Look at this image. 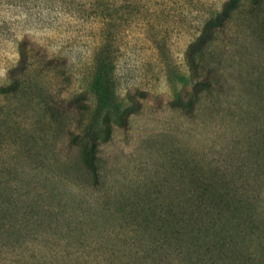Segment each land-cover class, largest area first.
<instances>
[{
  "label": "rangeland",
  "instance_id": "374dc122",
  "mask_svg": "<svg viewBox=\"0 0 264 264\" xmlns=\"http://www.w3.org/2000/svg\"><path fill=\"white\" fill-rule=\"evenodd\" d=\"M258 164L264 0H0V264H264ZM205 197L255 228L174 245Z\"/></svg>",
  "mask_w": 264,
  "mask_h": 264
},
{
  "label": "trees",
  "instance_id": "16d2710c",
  "mask_svg": "<svg viewBox=\"0 0 264 264\" xmlns=\"http://www.w3.org/2000/svg\"><path fill=\"white\" fill-rule=\"evenodd\" d=\"M202 32V34H208L206 29ZM83 130L84 133L82 135L88 139L83 149L84 166L92 175L94 185H97L100 183L101 178L98 163L100 141L94 136L93 129L90 127H84ZM103 130L104 133H109L106 123L103 125ZM257 170L264 169L258 164ZM201 201L200 203L194 202L193 208L190 211H181L178 213L173 234L174 245H206L204 238L210 233L215 236L211 243L213 245H239L237 239H243L241 233L248 227L255 228V222L258 218L255 211L247 208L245 209L247 211L244 212L245 217L242 219H240L241 217L239 218L243 214L242 203L237 202L234 204L233 202L235 201L218 197H205ZM240 220L245 225L240 223ZM257 223L259 224V222ZM230 231L234 232V234L227 236ZM261 242L264 245L262 240Z\"/></svg>",
  "mask_w": 264,
  "mask_h": 264
}]
</instances>
